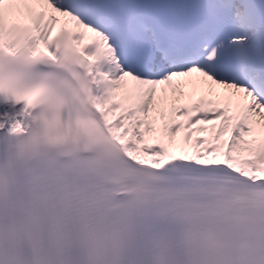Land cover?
<instances>
[{
    "label": "snow or ice",
    "instance_id": "6c2138e0",
    "mask_svg": "<svg viewBox=\"0 0 264 264\" xmlns=\"http://www.w3.org/2000/svg\"><path fill=\"white\" fill-rule=\"evenodd\" d=\"M0 264H264V0H0Z\"/></svg>",
    "mask_w": 264,
    "mask_h": 264
}]
</instances>
